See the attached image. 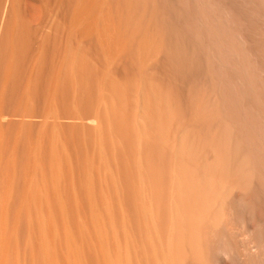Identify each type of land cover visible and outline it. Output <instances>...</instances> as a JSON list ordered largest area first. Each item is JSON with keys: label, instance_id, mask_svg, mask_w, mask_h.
Here are the masks:
<instances>
[{"label": "bare ground", "instance_id": "bare-ground-1", "mask_svg": "<svg viewBox=\"0 0 264 264\" xmlns=\"http://www.w3.org/2000/svg\"><path fill=\"white\" fill-rule=\"evenodd\" d=\"M27 1L24 15L34 20L50 4ZM71 2L69 24L91 43L99 63L92 62V53L83 60L84 52L74 51L80 46H65L48 67L35 55L39 63L10 65L6 72L60 78L59 87L52 81L49 96L54 88H65L57 92L63 96L72 92L67 89L73 85L61 81L66 77L87 76L83 91L77 86L83 96L70 94L93 111V117L79 120L99 152L98 161H84L88 215L76 229L89 240V263L264 264V0ZM120 62L125 66L120 64L124 72L118 78L113 69ZM161 66L167 82L152 72ZM201 72L210 87L194 85L183 97L184 85ZM105 141L122 152L117 172ZM53 165L56 187L62 176ZM63 215L68 218V212ZM55 230L48 228V236ZM67 239L57 242L65 252ZM76 252L63 259L78 255L82 264ZM51 261L57 263L52 256Z\"/></svg>", "mask_w": 264, "mask_h": 264}, {"label": "rangeland", "instance_id": "rangeland-1", "mask_svg": "<svg viewBox=\"0 0 264 264\" xmlns=\"http://www.w3.org/2000/svg\"><path fill=\"white\" fill-rule=\"evenodd\" d=\"M24 1L0 0V264H52L51 256L52 258L55 257L56 264H66V261L69 263L70 260H66L65 258L68 259V256L72 255L71 252L74 249L77 252L81 251V254L76 252V254H80V259L82 260L79 263L90 264L89 240L85 239L87 235H84L79 230L85 236L84 239L88 240L85 242L82 238L83 235L82 237L78 236L79 231L76 230L79 229V226L83 227L86 225L84 216L88 215L83 183L85 180L84 161H86L85 158L87 156H93L96 160L99 156V152L93 148L94 146L88 139L89 129L80 124L82 122L79 120L81 116H83V119H89L94 114L87 102L85 104L79 100V95L83 96V94L77 92L78 85L79 87L83 85V91L86 83H83V81L87 76L85 77L82 74V77L76 76L69 79L66 77L65 80H61L68 86L73 85L71 86V88L73 87L72 89H69L68 86H66L68 88L66 89L72 92L75 91L76 96L79 97L77 100L76 96L72 97L73 94L71 96L70 93L72 92L70 91H68L70 98L63 96L61 91H64L65 88L64 90L56 88L57 91L54 88L55 91L54 89L51 90L53 92L49 96L51 94L49 90L53 87V82H55V87H59V77H57L59 79H55L51 75L47 74V76L45 73L33 74L35 76H30V74L26 73V75H20L21 73L11 75L14 71L11 72L9 70L10 72H6V69L10 65L15 68L18 64H21L20 66L27 65L28 67L32 62L35 63L38 60H35V55L40 56L41 60L38 61L41 64L43 61V67L49 63V65L45 66L48 67L53 62L55 63L57 55L66 50H61L65 46L72 50L80 46V51H77L78 49L74 51H83L85 53L81 55H85L83 60H91L88 58L92 53L94 54L91 56L94 57L92 62L94 63L96 60V65L99 62H97L98 59H95L93 50L90 51L92 46L88 47L91 43L89 44L88 40L82 39L79 32L72 29V25L69 24L71 22L72 10H69V8L72 7L70 5L72 0H50V4L53 3L52 6L47 3V10L43 9L45 13L41 12L43 13L40 14L41 17L36 16L40 18L38 19L39 21L34 20V17L27 18L24 15L25 4L31 3L29 1L26 2V0ZM178 15L176 16L178 17ZM41 19L43 21H40ZM71 29L74 32H78L77 35ZM81 39L88 44L82 42ZM53 52L56 53L53 54ZM51 56H55L54 59ZM12 57L16 60H14V63ZM49 59H53L52 63L51 60L48 61ZM82 61L81 63L83 64ZM92 62L89 63L93 64ZM120 64L125 66V63L122 64L120 62L113 69L118 78L121 77L123 71ZM84 65H87V63ZM157 69H159V73L156 72L157 75L155 71H152L154 76L157 77L159 74V77H162L167 82L168 76H166L164 68L161 66L157 67ZM194 77L190 78L191 80L188 79L190 81L187 80L188 82L182 88L183 97L194 85L195 88H198V86L202 87L203 85L205 89L210 87V79L206 72H201L198 76ZM56 82L58 83L56 84ZM58 89L61 91L57 94ZM54 92H56V95L53 94ZM72 98H75V101ZM69 117H76L79 121L76 118ZM88 121L86 122L89 123ZM107 141H105V144ZM108 143L104 146V152H106L109 165L113 167V171L115 169L117 172V165H119V169L121 170L120 166L123 163L122 152H119L120 150L117 151L118 149H113L111 141L110 144ZM53 164L58 166L57 168L60 170V175L62 176L59 185L56 187L53 186L54 184L50 180ZM119 180H121L120 173ZM59 194L63 195V201L66 202V208H68V218L65 219H62L64 212L67 215L65 203L60 199V196L57 197ZM61 202L64 203V206L61 205ZM76 204L78 206L81 205V207H78ZM60 206H63L64 212ZM78 211H80V216L77 215ZM46 217L47 219H45ZM50 218L52 224L53 220H55L54 225H50ZM80 218H83L84 221L80 220ZM46 220L50 222L47 223L49 226L46 224ZM64 220L65 222L63 223ZM67 221L70 222L67 224ZM63 225H66V227L64 226L63 228ZM53 226L56 228L54 236L49 237L48 234L52 231H48V228H53ZM71 232L70 237L69 234ZM79 237L85 243L82 242L81 244L80 241L82 240ZM64 239L68 240V242L65 240L67 246H69L68 252L67 250L66 252L64 251V244L62 245L64 250L59 247L60 242L64 241ZM73 252L75 253V251ZM49 255L50 260L47 258ZM77 256L75 255V259L73 258L76 262L72 261L73 259L69 257L73 264H77ZM63 257L65 258L63 259Z\"/></svg>", "mask_w": 264, "mask_h": 264}]
</instances>
